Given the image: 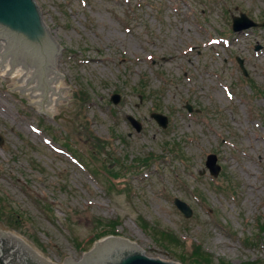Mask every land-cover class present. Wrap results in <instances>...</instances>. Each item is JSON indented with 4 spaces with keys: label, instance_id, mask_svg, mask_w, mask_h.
Segmentation results:
<instances>
[{
    "label": "rangeland",
    "instance_id": "obj_1",
    "mask_svg": "<svg viewBox=\"0 0 264 264\" xmlns=\"http://www.w3.org/2000/svg\"><path fill=\"white\" fill-rule=\"evenodd\" d=\"M35 1L63 81L45 109L0 69V229L79 263L116 220L111 236L151 258L190 264L198 244L211 264H264V28L232 29L241 13L264 22V0ZM211 153L218 178L201 174Z\"/></svg>",
    "mask_w": 264,
    "mask_h": 264
},
{
    "label": "water",
    "instance_id": "obj_2",
    "mask_svg": "<svg viewBox=\"0 0 264 264\" xmlns=\"http://www.w3.org/2000/svg\"><path fill=\"white\" fill-rule=\"evenodd\" d=\"M253 26L258 24L245 15L235 18L236 31ZM59 47L61 48L40 2L0 0V58H15L23 75H32V81L41 84L43 92L52 97L55 96L57 81H63L62 55ZM59 52V59L56 60ZM240 63L243 67L242 62ZM113 99L118 103L120 97L117 95ZM153 117L161 126L167 127L166 117L159 114H154ZM130 120L134 121L132 118ZM2 142L3 139L0 137V143ZM206 165L211 173L218 177L221 166L218 164L217 155H209ZM175 204L187 218L193 215L187 203L176 199ZM0 230H2L0 245L3 248V251L0 250L1 264H12L14 257L21 262L19 264H174L146 256L140 242L129 241L123 244L122 241L125 240L115 237L97 243L95 249L79 263L53 256L51 262L23 248L19 236L11 230ZM112 243L116 245L111 246Z\"/></svg>",
    "mask_w": 264,
    "mask_h": 264
},
{
    "label": "bare ground",
    "instance_id": "obj_3",
    "mask_svg": "<svg viewBox=\"0 0 264 264\" xmlns=\"http://www.w3.org/2000/svg\"><path fill=\"white\" fill-rule=\"evenodd\" d=\"M3 59H5V58L0 59V69L3 70V72H5V74L16 75V76H19L20 78H22L25 86L28 87V90H30L34 93V96L39 99L38 100L39 103H41L45 109L48 107L49 104L54 106L55 104L58 103L59 98H60V94H61V89H59V81H57V84H56L55 96L52 97V96L43 92L41 84L32 81V75H23L19 66H16V65H13L10 63L5 64ZM174 59H175V57L171 56V57L166 58V61L171 62ZM92 60L95 63L99 62L96 58H94ZM6 61H9V59H7ZM19 239H20V242H21L23 248L45 258L40 252L35 250L24 238L19 236ZM47 260L52 262L51 259H47Z\"/></svg>",
    "mask_w": 264,
    "mask_h": 264
},
{
    "label": "trees",
    "instance_id": "obj_4",
    "mask_svg": "<svg viewBox=\"0 0 264 264\" xmlns=\"http://www.w3.org/2000/svg\"><path fill=\"white\" fill-rule=\"evenodd\" d=\"M96 147H97L96 149L102 148L100 145H97ZM99 153L101 154L103 152L100 151ZM110 173L112 174V176L114 178L119 177L118 172L111 171ZM227 178H229V177H227ZM262 219H264V218H262ZM118 223L119 222L116 220H111V221L106 222V224H103V220L100 219L99 225H103L107 228H105V230L95 234L94 238H92L90 240V243H93L95 240L101 239V238L106 237L108 235H117L118 232H117L116 227H117ZM258 227H259L260 232L264 234V221L263 220L258 221ZM160 237L164 241H169L170 243L175 244V246L177 245L174 241H175V238L178 239V237L172 232H161ZM196 247L199 249V250H197L198 253L195 254V256H193L192 259L188 262L190 264H211L212 263L211 254L206 252L201 245H196ZM81 249H84V248H81Z\"/></svg>",
    "mask_w": 264,
    "mask_h": 264
}]
</instances>
